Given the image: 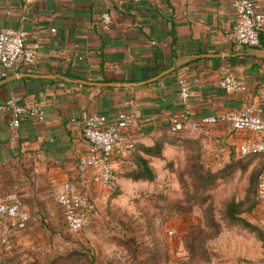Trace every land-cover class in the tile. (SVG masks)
I'll return each mask as SVG.
<instances>
[{
    "label": "crops",
    "instance_id": "crops-1",
    "mask_svg": "<svg viewBox=\"0 0 264 264\" xmlns=\"http://www.w3.org/2000/svg\"><path fill=\"white\" fill-rule=\"evenodd\" d=\"M250 1L264 12V0ZM104 13L110 17L107 29L101 22ZM235 24L230 0H0V30H22L26 46L36 51L32 66H19L9 75L49 74L54 78H24L63 81L24 83L21 78L0 87V197L16 196L27 216L22 229L0 217V251L41 247L66 230L57 202L63 183L77 187L90 212L111 192L109 184L92 180L95 168L79 164L87 149L81 133L87 115L109 120L121 112L128 116L121 132L127 149L110 155L113 183L120 187L147 181L130 175L144 166L153 174L168 171L176 149H188L190 160L209 159L210 168L200 171L215 172L236 157L241 144L259 139L222 121L180 134L168 129V116L182 109L179 79L187 84L195 119H219L247 106L264 119V25L258 46L244 47L233 41ZM172 66L173 71L148 84L100 87L62 79L68 71L91 82H139ZM226 73L235 75L244 89L222 90L218 80ZM13 95L24 103L36 102L43 118L25 117L13 127L6 106ZM258 206L263 208L259 220L264 232V201ZM239 216L257 225L254 211ZM237 222L232 225L231 249L224 244L227 230L221 229L214 242L204 238L189 243L187 264L197 260L192 250L197 244L202 251L208 249L204 264H264L255 233ZM95 233L85 227L80 234L94 249ZM199 233L203 237L210 232Z\"/></svg>",
    "mask_w": 264,
    "mask_h": 264
},
{
    "label": "rangeland",
    "instance_id": "rangeland-1",
    "mask_svg": "<svg viewBox=\"0 0 264 264\" xmlns=\"http://www.w3.org/2000/svg\"><path fill=\"white\" fill-rule=\"evenodd\" d=\"M187 150L176 149L170 154L174 157L168 171L153 174L143 167L147 181L123 187L109 184L111 192L93 205L94 211L85 223V227L96 232L95 249L87 237L80 235L83 230L76 234L62 230L58 238L49 237L41 247L1 250L0 264H187L189 243H200L204 238L214 242L215 232L221 229L227 230L224 244L231 249L232 225L238 222L227 213L235 210L237 214L255 212V236L264 249L260 221L263 208H259L255 198L261 158L234 155V163L240 169L230 171L210 186L200 187L204 182H196V178L206 175L203 171L210 168V160L202 156L190 160ZM231 204L235 209L228 207ZM200 229L208 230L209 237L206 233L201 237ZM127 238L132 239L137 252L123 243ZM82 250H90L92 256ZM192 250H196L197 260L191 263L204 264L208 249L202 251L197 244Z\"/></svg>",
    "mask_w": 264,
    "mask_h": 264
},
{
    "label": "built area",
    "instance_id": "built-area-1",
    "mask_svg": "<svg viewBox=\"0 0 264 264\" xmlns=\"http://www.w3.org/2000/svg\"><path fill=\"white\" fill-rule=\"evenodd\" d=\"M137 2L138 0H131ZM236 13V24L233 28V41L244 47H256L259 44V32L264 25V12L258 11L250 0H230ZM101 22L104 29L110 24L107 13L102 14ZM36 61V51L26 46L25 33L4 27L0 30V77L8 76L9 72L19 66H32ZM179 98L182 109L179 113L168 116V129L172 134H180L187 130H197L218 121L227 123L233 131H247L259 139L241 144L237 153L239 156L259 154L264 158V119L256 110L245 107L241 112L226 115L221 118L206 116L193 118L189 103V89L184 79L178 80ZM218 86L225 92H240L243 84L232 73L224 74L218 80ZM10 111L11 125L19 127L22 118L42 119L44 114L36 102L24 103L19 96L13 95L6 101ZM128 116L121 112L114 119L90 114L82 121L81 133L87 143V149L80 159L81 167L95 168L92 177L94 182L110 184L114 180V171L110 164L112 152H124L127 145L123 143L122 130L126 128ZM256 198L264 201V163L258 175ZM57 202L63 208L65 229L71 233L84 230L89 219V206L77 187L69 182L62 184L57 194ZM0 217L9 221L12 227L22 229L27 223V216L21 212L16 196L0 197Z\"/></svg>",
    "mask_w": 264,
    "mask_h": 264
},
{
    "label": "trees",
    "instance_id": "trees-1",
    "mask_svg": "<svg viewBox=\"0 0 264 264\" xmlns=\"http://www.w3.org/2000/svg\"><path fill=\"white\" fill-rule=\"evenodd\" d=\"M26 71H28V70H25L24 72H26ZM10 73L11 72H9L8 74H10ZM63 75H65V77H67L69 79H72V78L73 79H84L83 77L78 76V75H73V74H71L68 71H66ZM1 78H3V77H0V79ZM135 79L136 78H133V80H135ZM32 81H38L40 83H57V82H63L62 80H33L31 78H24V79H22V82H24V83L25 82H32ZM256 156L258 158L259 157L261 158V160H260V166H259V172H258V175H259V173L261 171V168L263 166V163H264V158L262 157V155L251 153V154H247V155L239 156V157L240 158H248V159H250L251 157H256ZM236 159L237 158H231L228 163L224 164L222 167H220L215 172H206V175H204L202 177L200 175H198V177L196 178V182H200V181L201 182H204L203 184L200 185V187H207V186L212 185L216 181V179L218 180V179H222V178L226 177L227 176L226 174H230V171L233 172V170H235V169H240L238 167V165L236 163H234L235 161H237ZM145 171H149V170L146 168ZM216 174H218L219 176H216ZM130 175L132 177H141V178H144L145 175H144L143 167L141 168V170L136 171V172H133ZM255 198H256V193H255ZM256 200H257V198H256ZM228 207L231 208V209L232 208L235 209L232 204L229 205ZM235 211H236L235 213H229V214L227 213L228 217H230L232 220L241 222L243 226L247 227L250 231H253L254 233L258 230V228L256 226H254L252 224H249L246 220L240 218V216H239L240 214H237V210H235ZM90 215H91V212H90L89 216ZM263 239H264V235H263ZM123 241H124L123 243H125V244L127 243L128 244L129 248L132 251H136L137 248H134L133 244H131V242H132V239L131 238H127V239H125ZM263 242H264V240H263ZM82 252L85 253L86 255H91L92 256L90 250H88L87 252H86V250H82ZM78 253H80V251Z\"/></svg>",
    "mask_w": 264,
    "mask_h": 264
},
{
    "label": "water",
    "instance_id": "water-1",
    "mask_svg": "<svg viewBox=\"0 0 264 264\" xmlns=\"http://www.w3.org/2000/svg\"><path fill=\"white\" fill-rule=\"evenodd\" d=\"M255 52H263L261 50H255ZM264 53V52H263ZM204 57H212V56H217L219 57L220 55H210L206 54L203 55ZM174 70V66L162 71L161 73L157 74L156 76H153L149 79L139 81V82H129V83H119V82H91V81H86V80H81V79H69L67 77H62V79L66 81H72L78 84H83L87 86H100V87H122V86H128V85H137V84H148L152 83L160 78H162L164 75L170 73L171 71ZM24 77H31L34 79H53L54 76L49 75V74H33V73H13L11 75H8L2 79H0V87L7 85L15 80L24 78Z\"/></svg>",
    "mask_w": 264,
    "mask_h": 264
}]
</instances>
